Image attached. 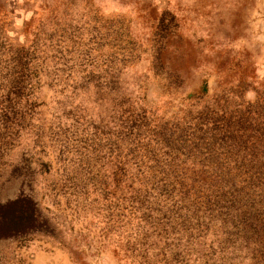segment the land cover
Segmentation results:
<instances>
[{
  "label": "rangeland",
  "instance_id": "obj_1",
  "mask_svg": "<svg viewBox=\"0 0 264 264\" xmlns=\"http://www.w3.org/2000/svg\"><path fill=\"white\" fill-rule=\"evenodd\" d=\"M232 5L0 0V203L39 213L0 235V264H262L211 210L140 181L160 126L263 102L264 63L230 51Z\"/></svg>",
  "mask_w": 264,
  "mask_h": 264
},
{
  "label": "trees",
  "instance_id": "obj_2",
  "mask_svg": "<svg viewBox=\"0 0 264 264\" xmlns=\"http://www.w3.org/2000/svg\"><path fill=\"white\" fill-rule=\"evenodd\" d=\"M250 103L236 113L223 111L212 128L192 121L188 128L160 126L162 145L144 147L140 181L146 192L155 187L156 194L184 207L211 210L221 239L240 237L264 264V105ZM38 221L31 195L0 203L2 236H15Z\"/></svg>",
  "mask_w": 264,
  "mask_h": 264
},
{
  "label": "clouds",
  "instance_id": "obj_3",
  "mask_svg": "<svg viewBox=\"0 0 264 264\" xmlns=\"http://www.w3.org/2000/svg\"><path fill=\"white\" fill-rule=\"evenodd\" d=\"M232 8L242 28L238 36L228 39L233 45L230 51L252 63H264V0H233Z\"/></svg>",
  "mask_w": 264,
  "mask_h": 264
}]
</instances>
